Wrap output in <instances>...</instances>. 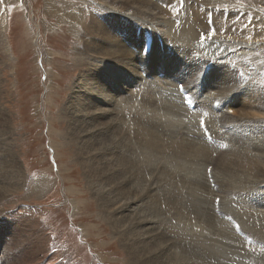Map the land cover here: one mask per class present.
<instances>
[{
  "label": "rangeland",
  "instance_id": "1",
  "mask_svg": "<svg viewBox=\"0 0 264 264\" xmlns=\"http://www.w3.org/2000/svg\"><path fill=\"white\" fill-rule=\"evenodd\" d=\"M145 1L146 4L144 3ZM174 1L177 2L175 3ZM143 4L147 10L156 9L158 14L151 17L136 12V7ZM79 5L83 9L82 12L86 17L85 21H89L88 19L93 11H98L99 22L90 23V26L92 24L90 28L95 33L90 28L89 31L84 29L86 30L85 33L83 29L77 31L76 26L78 25L66 18L67 13L72 11L73 8L78 9ZM83 6H88V8ZM125 6L120 7V4L117 5L111 0H0V16L2 15L4 18L3 30H0V148H3L0 155L4 157L7 155L3 154H12L16 161L14 164L18 169L20 168L18 170L19 174L22 172L18 184L19 187L12 186L9 174L6 172L8 168L12 167L11 164H8L11 161L6 162L7 167L0 162V165L2 163L3 166H0V264H170L167 254L170 250L173 252L175 248L173 246L169 247L170 242L169 239L167 241L166 235H160L168 224L171 225L170 221L168 222L164 219V211L171 207L169 211L173 212L172 217L178 219L177 221L175 219L174 224L181 221L183 226H185V220L191 221L188 218L184 219L181 214L178 217L176 209L188 206L189 210L193 212V208L189 204L195 202L194 190L187 188V182H183L182 185L176 184L174 179H172L170 185H165L167 184V174L160 175L157 171L161 169L160 167L164 160L170 161V159L165 157H169V155L160 149H155L156 151L150 150L144 145L153 135L158 134V127L154 123H152V130H145L138 122V119H141V113L148 110L143 108L140 111H136L135 118L129 120L130 127L128 123H123L122 126L119 123L121 121L119 114L123 110L124 112L128 110L127 105H130L129 102L123 99V96L120 97L116 91L108 90V97L112 98L108 99L107 102L103 101L102 104L93 100L97 90L103 91L106 89L102 82L116 78V74L113 73L115 69L110 68V65H107L109 62L103 60L107 58L104 53H101L104 50L102 47H104L105 42L112 50L116 49L119 51V48L124 49L125 53L123 54L126 57L134 54L140 55L137 56L138 61L137 59L129 60L134 64L140 61L142 67L140 70H142L143 74H139L140 78L137 79L136 85L132 81L118 83L122 86L120 94L124 93L134 98L135 96H142V93L146 96L148 91V93L152 92L150 96H153L155 103L159 102L160 104L165 101H167L166 103L171 101L177 105V107L173 106L174 112L172 114L178 115V118L174 117L172 119L164 110H161L158 116L166 127H169L167 125H170L169 121L171 119L173 121L171 122L172 125L179 124L180 126L181 124V126L185 127L184 132L185 129H190L195 123L198 110L199 114L208 117V114H205L208 109L210 113H213V115L212 113L209 114V119L212 121V123L210 121L209 123L210 125L212 124L211 128L218 132L217 135L221 134V129L224 134L230 133L229 135H232V141L228 147L226 142L229 137H224V134L223 138L220 137L222 142L218 143L220 142L218 140L215 144L217 148L201 146L202 151L200 153L204 155L203 158H213L209 159L210 164L207 165L208 167L206 166L205 169L202 167L204 169V178L201 180V183L205 186L204 189L206 186L208 188L205 189L206 193L210 192L207 193L208 202L206 198H202L200 203L202 206H208L210 221L205 216L204 220L207 221L205 225L197 221H191L192 224L202 225V229L198 226L199 232L202 233L204 230L206 234V228H210L216 236L224 228L225 232L227 230L228 232L231 231L232 234L230 236L235 238L236 232L227 225L225 220L221 221L222 226L217 224L220 216L216 212L221 204V196L225 199L224 204H221L223 208L230 209L229 211L232 210L231 212L234 213L230 215H237L234 211L237 210V204L235 203L237 199L245 207L242 208L240 206L246 212L243 214V219H247L253 213V219L255 216L259 218L263 215L264 150L256 152L253 149V144L255 143L254 141L262 143V140H264V108H259L258 101H256V96L262 95V91H264V38L259 37L257 32L259 29L257 26H260L262 22L261 27H264V0H182V3L181 0H127ZM203 9L204 11H207V9L211 10L215 14L212 17L208 16L204 20L194 18V20H197H193L197 25L194 28L199 37L190 46V50L195 51V55L193 54L189 57L183 54V48L178 46L179 43L171 44L175 39L173 38L176 31L174 27L181 31L183 22L188 27V22L186 20L182 21L185 11L191 15L195 13L197 16L204 18ZM109 11H114V13L118 14L119 19L133 23L132 30L130 26L126 28L130 29L129 33L133 38L135 37L134 34L139 36L138 38L141 39L140 42L144 43L145 49L140 44L138 52L136 49L130 48L132 45L128 42L131 37L127 30L121 28L120 22L112 24L111 22H106L103 18L108 16L110 21L115 22L109 17V14H111ZM229 22L233 25L231 26ZM101 23L104 24L102 25ZM172 24L174 29H171ZM205 25H207V28L204 27ZM249 25L258 29L256 28L257 30L249 32L247 29ZM97 27L105 33L104 36L103 34L100 35L102 36L101 38L96 35V32H99L96 29ZM200 28L203 31L202 33L198 32ZM102 29H105V31ZM213 30H215V35H212ZM112 32L115 37L121 39L120 47L117 46L115 38L112 37ZM105 39L108 40L106 41ZM112 40H114V46L111 43ZM168 42H170L169 45ZM148 44L150 49L159 51L158 54H152L151 50H147ZM118 56L121 60L124 59V56ZM222 61L229 63L224 66L227 71L218 69L219 62ZM153 65L154 73L153 71L150 72V67H153ZM117 66L111 67L116 68ZM147 69L149 73H152L151 75L146 72ZM140 70L139 73H141ZM224 72L226 75H231L227 78V85ZM95 76L97 82L94 79ZM126 83L131 86H127ZM224 85H233L234 87L227 89V87L224 88ZM99 87L103 88L98 89ZM210 91L212 92L211 97H209ZM138 92L142 93L139 95ZM214 94H217L216 96L219 98L215 99L213 97ZM72 96L78 97L83 107H85L84 104L87 102L89 110L100 114L107 121L110 120L111 125L114 120V124L118 123V126L120 124V129L116 131L117 133L107 129L101 120L98 121V125H95L94 122L97 120L93 121L91 115L86 114L84 119L87 124L84 133L88 132V138L83 135L81 138L78 137V140H76L77 136L67 139L66 135L69 134V117L67 116L74 115L72 121L76 120L78 123L82 119L80 111L73 108L69 110ZM218 101L221 107L216 106L213 110L205 109L203 106L204 103H210L214 106V103L217 104ZM134 103L135 106L139 107L137 102ZM183 104L189 107L191 111L197 109L192 115L189 113L185 114L180 106ZM260 104L263 105L264 100H260ZM114 105L115 110L113 108ZM124 105H126V109L123 107ZM223 105L225 107L222 109ZM82 106L78 105L79 108H82ZM117 107L120 112L117 111ZM131 108L132 105H130L129 109ZM220 109L221 112L219 111ZM111 110L112 112L107 117L105 115L106 111ZM153 112L150 113L148 111L145 113H148V115L156 113L155 115H157L156 109H153ZM168 112L171 113L172 110L169 109ZM222 112H226L223 115V119L219 117L223 114ZM136 116L138 117L136 118ZM177 119L180 123L176 124ZM188 121H190L191 125ZM219 121L222 124H218ZM184 122L191 127L187 128L186 125H182ZM261 128L262 131L258 132L257 129ZM94 129H99V132H105L108 137L111 135L110 138L115 137V141H119L122 138L118 133L123 135V139L125 138L124 145L118 144L117 151L121 150V153L128 158L131 165L126 166L121 157H116L114 153H111V155L115 156L114 159L122 165L121 167L124 166L123 168L128 169L131 173H137L139 174L138 176L141 175L142 180H136L134 185L136 188L138 187L137 189L142 197L147 192L144 191L145 189L142 191V188L150 186L149 188L152 189V195L146 193V199L142 201V204L137 199V201H133L127 207L125 205L126 198L117 193L118 185L115 184L117 187L113 186L117 194L114 191H110L112 185L106 182L107 173L101 171L99 173L100 176H95L97 177L95 178L92 169L90 168L91 170H89L88 168L91 161L89 159L86 160L85 158L87 157L85 155L80 157L79 154L77 157V148H86L87 144H92L89 138L92 137ZM242 131H244L243 134L240 133ZM109 133L111 134L109 135ZM100 135L102 136L103 134L101 133ZM180 136L179 134L177 137L178 141L183 139ZM214 137L217 138L216 135ZM211 139L212 136L208 138V142H212L213 140ZM97 142H106L104 145H109L108 142L110 141L100 139ZM6 144L8 145L6 146ZM234 145L238 146V149ZM240 148L242 150L248 149L250 152L247 156L240 157L235 155L240 154ZM2 156H0V160L3 158ZM99 158L111 160V156L108 155L103 157L99 155ZM228 158H232L233 160L231 161L234 162L229 165L233 180H238V183L242 181L250 182L248 178L251 177L261 180L255 181L253 185H247L246 187L251 190L246 189V191L243 188L235 189L234 191L226 190L227 187H224L225 189L221 188L216 181L214 182L215 185H213L212 178L213 180L217 178L214 169H218L220 166L223 167L222 164L230 161ZM151 159L153 164H151ZM118 162L114 164L117 174L121 172L120 167L116 166L119 165ZM176 162L177 160L173 159V163ZM100 163L102 170H106L105 161L102 160ZM190 171H193V169L191 168ZM182 173L184 175V172ZM193 174L198 179L201 176L198 171ZM241 174L243 176L240 177L239 175ZM105 175L106 177H104ZM155 175L159 176L152 184L150 178ZM218 176L221 179L219 173ZM246 176L249 177L247 178ZM45 179L48 180L46 181ZM162 180L166 182L164 183ZM127 181L129 182V180ZM36 183L39 184L38 187H36ZM193 186L199 189L196 190V193L202 187L200 184ZM189 187L193 188L192 186ZM156 191L157 193H154ZM260 191H263V195L259 194ZM225 193L227 194L225 195ZM232 194L235 195L233 197L234 202L230 204L232 202V199H230ZM247 195H250L251 199H248ZM141 196L138 198H141ZM252 197L257 198V200L253 201ZM147 200L156 205L157 216L160 219H153L140 225L136 223L138 214L142 213L141 215L143 216L144 213L143 217L145 220L146 216L151 215L149 207L145 204ZM180 201L184 206H181ZM175 202L178 204H175ZM255 203L258 204L256 205ZM251 204L261 209V211L258 208H254L256 211L249 213L252 207ZM212 205L214 207L212 208L213 211L211 210ZM226 205H230V208H225ZM204 213L200 210V214H197V217L206 214ZM189 214L187 213V215ZM126 215L131 216V219L136 223V227L128 218H125ZM191 216H194V214ZM182 218L184 221H182ZM237 221L238 223L240 222L241 228L244 226L242 230L249 232L250 237L252 236L253 242L251 241L250 250L259 254V264H264V239L245 228L247 227L245 223ZM128 227H131L129 230L131 236L125 237L123 233L127 231ZM138 228L139 230H137ZM195 229L186 228V232L194 235ZM247 232L242 231L236 235L243 242L248 234ZM153 234L155 236L158 235L155 237ZM225 235L229 234H223V238ZM145 236L149 237L146 238ZM132 238H135V240ZM219 238L217 236L215 241L218 244L217 239ZM233 238H228L229 242ZM131 240H133V243ZM149 241L150 243L148 244L147 242ZM158 243L162 246V250H165V253L162 252L163 256L158 255L162 262H156L153 258V252H150ZM179 243L184 244L183 239ZM137 244L139 247H144V255L137 257L139 255L135 253ZM150 244L153 246H150ZM217 245L212 244L213 247H217ZM184 247L186 246L184 245ZM146 249L149 251L148 253ZM167 250L168 252H166ZM17 256H19V259L21 258L19 261ZM224 256H226L225 253ZM227 257L229 256L227 255ZM22 258L23 263L21 262ZM192 260L194 261V257ZM213 260L216 262L215 259ZM246 261L249 263V260ZM246 261L245 264H248Z\"/></svg>",
  "mask_w": 264,
  "mask_h": 264
},
{
  "label": "bare ground",
  "instance_id": "2",
  "mask_svg": "<svg viewBox=\"0 0 264 264\" xmlns=\"http://www.w3.org/2000/svg\"><path fill=\"white\" fill-rule=\"evenodd\" d=\"M111 1H113L114 3H117V5H119L120 4V7H124L125 6V4L127 3V0H111ZM130 1H132V0H130ZM173 1V0H172ZM188 1H190V0H188ZM171 2V1H170ZM175 2V1H174ZM177 2V1H176ZM175 2V3H176ZM145 4H146V1L144 2ZM165 3V2H164ZM168 3H169V1H168ZM80 6V5H79ZM84 8H88V6H83ZM126 7V6H125ZM136 9H137V11L136 12H138V13H141L142 15H145V16H151V17H153V16H156V14H158V12L156 11V9L155 10H147L145 7H144V4L141 6V5H139V6H137L136 7ZM97 10V9H96ZM145 10V11H144ZM158 10V9H157ZM178 10V9H177ZM186 10V9H185ZM83 11V9H82V7L80 6L78 9H74L73 8V10L72 11H70L69 13H67V15H66V18L67 19H69V21H73V22H75L76 23V25H78V26H76L77 28H76V30L77 31H80V29H87L88 31H89V28L92 26V22H94V21H98L99 19H98V11L97 12H95V11H93L91 14H90V18L88 19L89 21H85V16H84V13L82 12ZM203 11H204V9H203ZM111 14H109V17L113 20V21H115V22H112V21H110L109 19H108V16H104L103 18L105 19V21L106 22H111L112 24H117V23H119V25L121 26V28H123V29H125V30H127V32H128V34L130 35V37L131 38H129V42L128 43H130L131 45H132V47H130V48H133V49H136L137 50V52H138V47H139V44H140V46L142 45L143 46V49H145V47H144V43L143 42H140V38H138L139 36L137 35L136 36V34H134V33H132V34H134V38H133V36L129 33L130 32V29L129 28H126V27H129L130 26V28H131V30L133 29V23L132 22H130V21H125V20H122V19H119V15L118 14H116V13H114V11H109ZM99 13H101V12H99ZM163 13V12H162ZM108 14V13H107ZM213 14H215V13H213L211 10H208L207 9V11H204V15H203V17L204 18H201V17H199V16H197L195 13H194V15H191V14H189V13H187L186 11H185V13L183 14V17H184V19L182 20V21H184V20H186L187 22H188V27H186V25L184 24V22L182 23V26H181V31H179V29H177L176 27H174L175 29H176V31H175V34L173 35L174 37L173 38H175L174 39V41H172L171 42V44L173 43V45H174V43L175 44H178L179 43V45L178 46H181V48H183L182 50L184 51L183 52V54H185V55H188L189 57H190V55H193L194 54V52L195 51H192V50H190V46H192L193 44H194V42L198 39V37H199V34L197 33V31L195 30V26H197L196 24H195V20L197 19V20H199V19H205V18H208V16H211L212 17V15ZM104 15V14H103ZM164 17V16H163ZM248 17V16H247ZM194 18H196L195 20H194ZM3 16L1 15L0 16V30H3ZM101 20V19H100ZM194 20V21H193ZM196 20V21H197ZM99 22V21H98ZM203 23H205L204 21H202ZM238 22V21H237ZM248 22V21H247ZM90 23H92L91 24V26H90ZM200 23V22H199ZM207 23V22H206ZM210 23V22H209ZM230 23V22H229ZM229 23H228V25H229ZM263 23V22H262ZM262 23H261V25H262ZM102 24V23H101ZM104 24V23H103ZM102 24V25H103ZM234 24H238V23H234ZM95 25V24H94ZM124 27H123V26ZM209 25V24H208ZM228 25H227V27H228ZM230 25H231V23H230ZM233 25V24H232ZM231 25V26H232ZM241 25V24H240ZM261 25L259 26H257L256 28L258 29H256V28H252V26L251 25H249L248 26V30H249V32L251 31V30H257V32L259 33V37H261V38H264V27H261ZM264 25V24H263ZM98 26V25H97ZM207 25H205L204 27L205 28H207L206 27ZM230 26V27H231ZM94 27V26H93ZM96 27V26H95ZM101 27H103V26H101ZM242 27V26H241ZM243 27H244V24H243ZM100 28V27H99ZM173 28V24H172V26H171V29H174ZM240 28V27H239ZM90 29H92V28H90ZM99 32H96V35L98 36V37H102V36H100V35H102L103 34V36H104V32L103 31H101L100 29H98V27L96 28ZM137 29H138V27H137ZM228 29V28H227ZM246 29V28H245ZM93 30V29H92ZM91 30V31H92ZM102 30H104L105 31V29H102ZM124 30V31H125ZM205 30V29H204ZM223 30H224V28H223ZM85 31L86 30H84V33H85ZM108 31V30H107ZM207 31V30H206ZM93 32H94V30H93ZM92 32V33H93ZM198 32L200 33H202L203 31H202V29L200 28V29H198ZM252 32V31H251ZM95 33V32H94ZM109 33V32H108ZM205 33V32H204ZM107 34V33H106ZM110 34V33H109ZM91 36V35H90ZM110 36V35H109ZM87 37V36H86ZM106 37H107V35H106ZM112 37L113 38H115V40H116V43H117V46L118 47H120V43H121V39H119V38H117V37H115L114 35H113V32H112ZM93 38V37H92ZM98 40H99V38H97ZM109 39V38H108ZM108 39H105L106 41L108 40ZM228 39V38H227ZM88 40V39H87ZM93 40V39H92ZM96 40V39H95ZM111 40V39H110ZM112 44H113V46H114V40H112V42H111ZM169 43L170 42H168V45H169ZM89 45V44H88ZM100 45V44H99ZM92 47V46H91ZM102 48H104V50H103V52H101L102 54L104 53V56H107V58L106 59H103V60H105V61H107V62H109V64H107V65H110V68H112L113 70L115 69V72H113V73H115L116 74V78L113 80V79H110V80H108V81H106V82H102L105 86H106V89H104L103 91H100V90H97V92L95 93V95L93 96V100L95 101V102H99V103H102L103 104V101L104 102H107L108 101V99H111L110 97H108V90H111V91H116L119 95H120V97L121 96H123V99H125L127 102H129L130 103V105H132V108L131 109H129L130 108V105L128 106L127 105V107H128V110H126L125 112H124V110L122 111V113H120L119 114V116H120V124L123 126V123H128V126H129V120L130 119H134L135 118V115H136V111H140V110H142L143 108L144 109H147L150 113H154L153 112V109L155 110L156 109V111H157V115H148V113H145V112H148V111H145V112H142L141 114H142V116H141V119H138V122H139V124L145 129V130H150L151 129V127H152V123H154V125H156L157 127H158V134L157 135H151L150 137V139L149 140H145L146 142H145V146L147 147V148H149L150 150H155V149H160L161 151H163L165 154H167V155H169V157L168 156H165L167 159H170V161L168 160H164L163 161V163H162V166L160 167L161 169H159L157 172H159L160 173V175H162V174H164V173H166L167 174V184H165V185H170V183H171V181H172V179H174L175 180V182H176V184H181L182 185V183L183 182H187L186 184H187V188L188 189H193L194 190V194H193V196H194V200H195V202H192L191 204H189L190 205V207H192L193 208V212H192V210H189V207L188 206H186V207H179L178 208V210L176 209V208H174V209H176V211H178L177 213H178V217L179 216H181L182 215V217L185 219V218H188V220L190 219L191 221H197V222H200V223H203V225H205V223H207V221H205L204 220V216L210 221V217H209V212H208V206L206 205V207L205 206H202L200 203H201V201H202V198L204 199V198H206L207 199V193L209 192H207L206 193V191H205V189H208L207 188V186H206V188L204 189V184L203 183H201V180L204 178V175H203V173H204V169H205V167L208 165V164H210V161H209V159L210 158H213V157H207L206 159H204L203 157H204V155L202 154V153H200V151H202L201 150V146L203 145H205V147L207 146V147H211V148H217V147H215V144L218 142V140L220 141V142H218V143H221L222 142V139L221 138H223V134H224V132H221L222 131V129H221V131H220V133L221 134H218L217 135V133L218 132H216L214 129H212L211 128V125H210V123H209V121L211 120V119H209V114H211L210 113V110H208L207 108H209V109H214L216 106H220L221 107V105H220V102L218 101V103L216 104V103H214V106L212 105V104H210V103H204V107H205V109H207V111H206V113L205 114H208V117H206L205 115H203V114H199V110H198V114L196 115V119H195V123L193 124V126L191 127V126H188L187 125V123H185L184 122V124H182V125H186L187 126V128L188 127H191L190 129H185V132H184V128L185 127H183V126H181V124H180V126H179V124L178 125H172V123L171 122H173L172 121V119H174V117L175 118H178V115L177 116H175L174 114H172L174 111H173V106H176L177 107V105H175V104H173L171 101H168V103H166L167 101H165L164 103H160L159 104V102L158 103H155V99H153V96H150L151 95V93H148V91L146 92V96L145 95H143V93H142V96H140V97H137V96H135L134 98H132V96L131 95H125L124 93H122V94H120L121 93V91H122V86H120V84H118V83H124V82H130V81H132V83L133 84H137V79L138 78H140V75H142L143 73H142V70H140V68L142 69V67H141V62L139 61V62H137V64H134V63H132V62H130V60L129 59H137L138 57L137 56H140V55H129L128 57H126L123 53H125V50L124 49H121V48H119V51L118 50H116V49H114V50H112L111 48H109L107 45H106V42L104 43V47H102ZM140 48H142V47H140ZM94 49V48H93ZM187 49H188V51H187ZM147 50H151V52H153L152 54H158V52L159 51H156L155 49H150L149 48V44H148V46H147ZM130 52V51H129ZM99 53V52H98ZM93 54V53H92ZM101 54V55H102ZM99 55H100V53H99ZM118 55H122V56H124V59H120L119 58V56ZM195 55V54H194ZM93 57H94V54L92 55ZM95 57H97V56H95ZM102 57V56H101ZM103 58V57H102ZM196 58V57H195ZM98 59V58H97ZM102 60V59H101ZM134 60V61H135ZM192 60V59H191ZM137 61H138V59H137ZM182 61H183V59H182ZM88 62V61H87ZM191 62V61H190ZM86 63V62H85ZM111 63V64H110ZM113 63V64H112ZM217 63H218V61H217ZM220 63V65H218V69H224V71H227V69L226 68H224V66H225V64H229L228 62H224V61H222V62H219ZM184 64V63H183ZM116 65H118L116 68L115 67H111V66H116ZM153 68V69H152ZM180 68V67H179ZM178 68V69H179ZM150 69H151V71L150 72H152L153 70H154V65H153V67L151 66L150 67ZM139 70H140V72L141 73H139ZM136 71H137V73H136ZM107 72V71H106ZM146 72H148V69L146 70ZM112 73V72H111ZM149 73V72H148ZM153 73H154V71H153ZM227 73V72H226ZM140 74V75H139ZM152 73H149V75H151ZM224 74H225V72H224ZM203 75V74H202ZM231 75H226L225 74V82H226V85H227V82H228V80H227V78L228 77H230ZM131 78H133V79H131ZM94 79L96 80V76L94 77ZM94 81V80H93ZM234 81V80H233ZM96 82H97V80H96ZM127 84V86H131L130 84H128V83H126ZM226 85H224V88H226L227 87V89H230L231 87L233 88L234 86L233 85H235V84H233V85H230V86H226ZM237 85V84H236ZM91 86V85H90ZM89 86V87H90ZM126 86V87H127ZM103 87H99L98 89H102ZM208 89H210V88H208ZM208 89H206V91H208ZM226 90V89H225ZM139 91H141V90H139ZM132 93V92H131ZM136 93V92H135ZM141 93H139L138 92V94L140 95ZM225 93V92H224ZM211 94H212V92L210 91V96L209 97H211ZM177 95V94H176ZM217 95V94H216ZM215 94L213 95V97L215 98V99H218L219 97H217ZM82 96V95H81ZM145 96V97H144ZM95 97H97L96 98V100H95ZM82 99V98H81ZM157 99V98H156ZM256 101H258L257 102V104H258V107L259 108H264V104L262 105V104H260V100H264V91H262V95H258V96H256ZM255 100V99H254ZM70 101H71V108H69V110H72V108L73 109H75V110H77V111H80V113H81V115H82V119L80 120V122L78 123L76 120H74V121H72L73 119V116L74 115H68L67 117H69V123H68V125H69V134L68 135H70V136H68V135H66V137H68L67 139H70V138H73V137H76L77 136V139L76 140H78L79 138L78 137H82L83 135L84 136H86L87 138H88V132L87 133H84V129H85V127H86V124H87V122H85V119H84V117L86 116V114H90L91 115V119L94 121V120H97V121H95L94 122V124L95 125H98L99 123H98V121L99 120H101L105 125H106V127H107V129H109V130H111L112 132H115V133H117L116 131L118 130V129H120L119 128V126H120V124H119V126H118V123L117 124H114V121H112L113 123H112V125H111V121L109 120V121H107L106 119H104L100 114H97V113H93V111H91V110H89L88 109V103L86 102L84 105H85V107H83L82 106V103L81 102H79V100H78V97H74V96H72V98L70 99ZM134 102H137V105H139V107L138 106H135V103ZM157 102V101H156ZM124 103H126V102H124ZM263 103V102H262ZM256 104V103H255ZM78 105H81L82 106V108H79L78 107ZM118 106V105H117ZM126 105H124L123 107L126 109V107H125ZM181 106V110H183V113H185V114H193L194 113V111H196V109L194 110V111H191L190 110V108L189 107H186L184 104L183 105H180ZM122 107V106H121ZM175 107V108H176ZM179 107V106H178ZM223 107H225L224 105L222 106V109H223ZM114 110H115V105H114ZM112 108V109H113ZM139 108H141V109H139ZM117 109H118V107H117ZM169 109L170 110H172V112L170 113V112H168L169 111ZM200 109V108H199ZM203 109V108H202ZM68 109H67V111H69ZM120 109H118L117 111L118 112H120L119 111ZM161 110H164V111H166L167 113H168V115L172 118L169 122H170V125H167V126H169V127H166L163 123H162V121L160 120V117L158 116L159 114L158 113H160V111ZM178 110V109H177ZM211 110V111H212ZM220 112H221V109L219 110ZM223 111V110H222ZM110 112H112V110L111 111H106V113H105V115H107V117H108V114L110 113ZM176 112V111H175ZM215 113V112H214ZM223 113V112H222ZM221 113V114H222ZM226 112H224L221 116H219L218 114V116L219 117H221V119H223V115L225 114ZM139 114V113H138ZM145 114V115H144ZM180 114V113H179ZM229 114V113H228ZM140 115V114H139ZM138 115V116H139ZM181 115V114H180ZM212 115H213V113H212ZM230 115V114H229ZM114 116V115H113ZM138 116H136V118L138 117ZM158 116V117H157ZM168 116V117H169ZM186 116V115H185ZM190 116V115H189ZM216 116V115H215ZM215 116H213V117H215ZM180 117H182V116H180ZM202 117H204V118H202ZM232 117H234V116H232ZM115 118V117H114ZM118 119H119V117H117ZM186 118H187V116H186ZM198 118V119H197ZM202 118V119H201ZM235 118V117H234ZM166 119V118H165ZM168 119V118H167ZM183 119V118H182ZM190 119V118H189ZM225 119V118H224ZM229 119V118H228ZM186 120V119H185ZM230 120H233V119H230ZM92 121V122H93ZM117 121V120H116ZM161 121V122H160ZM213 121H214V119H213ZM224 121V120H223ZM137 122V121H136ZM189 122V124L191 125V123H190V121H188ZM211 123H212V121H210ZM215 122H216V120H215ZM98 123V124H97ZM176 124L177 123H180L179 121H178V119H177V121L175 122ZM175 123H173V124H175ZM219 123H221L220 121L218 122V124ZM224 123V122H223ZM132 124V123H131ZM222 124V123H221ZM92 125V124H91ZM263 125H264V123H263ZM130 127V126H129ZM231 127H232V125H231ZM70 128H71V130H72V134H71V130H70ZM94 128V127H93ZM124 128V127H123ZM213 128H214V126H213ZM220 128V127H219ZM154 129V128H153ZM99 130V129H98ZM98 130H95L94 129V133L92 134V137H90L89 139L92 141V144H87V147L86 148H77V153H76V155H77V157L79 156V154H80V157H82L83 155H85L87 158H85L86 160L87 159H89L90 161H91V163H90V167H88L89 168V170H91L92 169V173H93V175H94V177L95 176H98L99 175V173L102 171L103 173H107V179H106V182L108 183V184H110V185H112V187H110V191H114V193L116 192V190H115V188L113 187L115 184L116 185H118L119 187L117 188V193H118V195H121V196H124L126 199H125V205L127 206V207H129V204H131L133 201H137V199H139L138 200V202H141V204H142V201H144L145 199H146V197H145V194L146 193H148V195H152L151 194V192L153 193V191H152V189L151 188H149V187H145V188H142V191L144 190V191H147L145 194H144V197H142L140 194V191L135 187V185H134V183H135V181L136 180H138V179H141V175L140 176H138L139 174H137V173H131L128 169H126V168H123V167H121L122 165H120V163L117 161V160H115L114 159V157L115 156H113V155H111V153H114L115 155H116V157H121V159H122V161L126 164V166L127 165H131V163H130V161L128 160V158H126V156L125 155H123V153H121V150L120 151H117L118 149H117V147H118V144H123L124 145V139H123V135L122 134H119L118 133V135H121L122 136V138L119 140V141H115V137H111L110 138V134L111 133H109V137H108V135H105V132L103 133V132H99ZM152 130V129H151ZM233 130H234V127H233ZM258 130V132H260V131H262V128L261 129H257ZM137 132V131H136ZM155 132V131H154ZM214 132H216V133H214ZM227 132V131H226ZM263 132H264V130H263ZM103 134L102 136L100 135V134ZM108 133V132H107ZM183 133V134H182ZM240 133H244V131H242V132H240ZM181 135L182 137H183V139L182 140H177V137H178V135ZM230 133H228L227 135L226 134H224V137H226V136H228L229 137V140L226 142V145H227V147L229 146V144H230V142L232 141V135H229ZM114 135H116V134H114ZM214 135H216V137L218 138H215L214 137ZM251 135H254V134H251ZM125 136V135H124ZM143 136V135H142ZM146 136V135H145ZM180 136V137H181ZM210 136H212V139L211 140H213L212 142H208L209 140H208V138L210 137ZM95 137V138H94ZM221 137V138H220ZM249 137V136H248ZM264 137V136H263ZM3 138V137H2ZM147 138H148V135H147ZM146 138V139H147ZM245 138V137H244ZM95 139H97V140H95ZM100 139H104V140H106V141H110V142H108L109 143V145H104L106 142H101V143H99V142H97L98 140H100ZM176 139V140H175ZM178 139H180V138H178ZM262 139V138H261ZM264 139V138H263ZM210 140V141H211ZM263 142H264V140H262ZM255 143H256V145H255V143L253 144L254 145V147H253V149H255L256 150V152L258 151V150H264V143L262 142V143H260V142H257V141H254ZM4 143V142H3ZM127 144V143H126ZM201 144V145H200ZM252 144V143H251ZM8 144H6V146H7ZM233 145V144H232ZM4 147H5V145H3ZM10 146V145H9ZM122 146V145H121ZM120 146V147H121ZM139 146V145H138ZM235 146V145H234ZM243 146V145H242ZM1 147V146H0ZM240 147V146H239ZM125 148V147H124ZM202 148H204V147H202ZM235 148H237L238 149V146H235ZM251 148V147H250ZM3 149V148H2ZM1 148H0V152H1V150H2ZM210 149V148H209ZM241 149V148H240ZM7 150V149H6ZM149 150V151H150ZM254 150V151H255ZM9 151H10V149H9ZM8 151V152H9ZM156 151V150H155ZM210 151V150H209ZM216 151V150H215ZM5 152V151H4ZM123 152V151H122ZM125 152V151H124ZM250 151L247 149V150H242L241 149V152H240V154L238 155V154H235V155H237V156H247V154L249 153ZM9 153H11V152H9ZM151 153V152H150ZM215 153V152H214ZM217 153V152H216ZM255 153V152H254ZM2 154V153H1ZM161 154V153H160ZM244 154V155H243ZM257 154V153H256ZM255 154V155H256ZM3 155H7V156H2V155H0V156H2L3 158H1V160H0V162H2V163H4V166H8L7 164H6V162H9V161H11V162H9L8 164H11V166L12 167H10V168H8V171L6 170V172H7V174H9V179L11 180V185L12 186H18L19 187V180H20V177H21V173L19 174V169L17 168V166L14 164V162H16L15 160H14V157H12L13 155L11 154V155H9L8 153L7 154H3ZM99 155H100V157L102 156H106V155H108V156H111V160H108V158H106V160L104 159V158H99ZM144 155V154H143ZM162 155V154H161ZM160 155V156H161ZM159 156V157H160ZM163 156V155H162ZM170 156H174V157H170ZM210 156H211V154H210ZM236 156V157H237ZM262 156V155H261ZM135 158H137V157H135ZM232 158H234V157H232ZM232 158H228L230 161H227V163H224V164H222L223 165V167H219L218 169H214V172H215V174H216V177L217 178H215V180H213V178H212V183H213V185H215L214 184V182L216 181V183L218 184V186H220L221 188H223V189H225L224 187H227L226 188V190H230V191H234L235 189H239V188H243V189H245V191H246V189L247 190H251L250 188H248V187H246L247 185H253V183L256 181V182H258V181H260V180H257V179H253L252 177H251V175H250V177L252 178H248L249 176H246L247 178H248V180L250 179V182H246V181H242V182H240V183H238V180H233V178L231 177V172H230V170L231 169H229V165L232 163H234V162H232L231 160H233ZM246 158V157H245ZM257 158V157H256ZM110 159V158H109ZM158 159V158H157ZM173 159H176L177 160V162L176 163H173ZM102 160H104L105 161V167H106V170L104 169V170H102V167H100V165L99 164H101L100 162L102 161ZM143 160V159H142ZM190 160H191V163H190ZM252 160V159H251ZM121 161V162H122ZM209 161V162H208ZM212 161V160H211ZM116 162H118V164L119 165H116V166H118V167H120V169H121V172L119 173V174H117L116 172H115V163ZM246 162V161H245ZM248 162V161H247ZM256 162H258V161H256ZM2 163H1V167H3L2 166ZM141 163V162H140ZM143 163V162H142ZM161 163V162H160ZM237 163V162H236ZM151 164H153V160L151 159ZM138 165H139V163H138ZM143 165V164H142ZM145 165V164H144ZM158 165H160V164H158ZM190 165H191V167H190ZM235 165V164H234ZM260 165V164H259ZM263 165V164H262ZM125 166V167H126ZM244 166V165H243ZM129 167V166H128ZM152 167V166H151ZM204 169H203V168ZM208 167V166H207ZM259 167H261V166H259ZM258 167V168H259ZM91 168V169H90ZM143 168V167H142ZM149 168V167H148ZM191 168L193 169V171H190L191 170ZM243 168V167H242ZM252 168H253V166H252ZM255 168V167H254ZM151 169V168H150ZM149 169V170H150ZM190 169V170H189ZM187 170H189V171H187ZM21 171V170H20ZM195 171H198V172H200L201 173V176H200V178L198 179L193 173H195ZM239 171V170H238ZM255 171V170H254ZM149 172V171H148ZM182 172H184V175H183V173ZM213 172V173H214ZM253 172V171H252ZM140 173V172H139ZM144 173V172H143ZM190 173V174H189ZM192 173V174H191ZM218 173H219V175H220V177H221V179L219 178V176H218ZM250 174H252L251 172H249ZM147 175V174H146ZM256 175V174H255ZM258 175V174H257ZM7 176V175H6ZM90 176V175H89ZM92 176V175H91ZM100 176V175H99ZM101 176H102V174H101ZM159 176V175H158ZM158 176L157 175H155V176H153V177H151L150 179H151V183L153 184L155 181H156V179L158 178ZM240 177L241 176H243L242 174L241 175H239ZM253 176V175H252ZM93 177V176H92ZM104 177H106V175L104 176ZM179 177H180V179H179ZM255 177V176H254ZM257 177V176H256ZM1 178V177H0ZM95 178H97V177H95ZM100 178V177H99ZM102 178V177H101ZM220 180H219V179ZM259 178H261V177H259ZM258 178V179H259ZM7 179V178H6ZM125 179H127V180H129V182L126 180L125 181ZM159 179H161L160 177H159ZM242 179V178H241ZM244 179V178H243ZM46 180V179H45ZM44 180V181H45ZM48 180V179H47ZM46 180V181H47ZM98 180H100V179H98ZM97 180V181H98ZM105 180V179H104ZM142 180V179H141ZM166 180V179H165ZM245 180V179H244ZM263 180V179H262ZM7 181V180H6ZM40 181V180H39ZM92 181V180H91ZM93 181H94V178H93ZM159 181V180H158ZM162 181H164V180H162ZM121 182V183H120ZM166 181H164V183H165ZM193 183V185H198V184H200L202 187H201V192L199 191V192H197L196 193V190H199L198 188H196V187H194L193 185H192V183ZM5 183V182H4ZM139 183V182H138ZM261 183V182H260ZM6 184H8V183H6ZM9 184H10V182H9ZM34 184V183H33ZM32 184V185H33ZM48 184V183H47ZM120 184V185H119ZM150 184V183H149ZM243 184H245V185H243ZM10 185V186H11ZM38 185L39 184H37L36 183V187H38ZM115 185V186H116ZM140 185V184H139ZM148 185V184H147ZM207 185V184H206ZM3 186V185H2ZM21 186V185H20ZM128 186V188L126 189V187ZM143 186H144V184H143ZM189 186H192L193 188H190ZM117 187V186H116ZM149 188V189H148ZM178 188V187H177ZM183 189V188H182ZM42 190H43V188H42ZM154 190V189H153ZM160 190V189H159ZM158 190V191H159ZM186 190V189H185ZM229 191V192H230ZM161 192V191H160ZM213 192V191H212ZM228 192V193H229ZM117 193H115V194H117ZM154 193H157V191L156 192H154ZM182 193H183V191H182ZM210 193V192H209ZM251 193V192H250ZM143 194V193H142ZM217 194V193H216ZM227 193H225V195H226ZM242 194V193H241ZM249 194V193H248ZM259 194H262L263 195V191H260V193ZM167 195H169V194H167ZM177 195H178V193H177ZM218 195V194H217ZM216 195V196H217ZM231 195V194H230ZM243 195V194H242ZM261 195V196H262ZM139 196H141V198H138ZM171 196V195H170ZM170 196H169V198H170ZM221 196V195H220ZM235 195H233L232 194V196L230 197V199H232L231 201V203L230 204H233V197H234ZM246 196V195H245ZM217 197H219V196H217ZM222 198H223V196H221ZM247 197H248V199H251V196L250 195H247ZM168 198V199H169ZM176 198H177V196H176ZM222 198H220V200H221V204H224V198L222 199ZM264 198V197H263ZM167 199V198H166ZM171 199V198H170ZM179 199V198H178ZM211 199V198H210ZM214 199V198H213ZM165 200V199H164ZM188 200V199H187ZM186 200V201H187ZM191 200V199H190ZM218 200V199H217ZM235 200V199H234ZM252 200L253 201H256L257 200V198H255V197H252ZM161 201V200H160ZM168 201H170V200H168ZM175 201V200H174ZM184 201V200H183ZM150 201H148L147 200V202L145 203L146 205H147V207H149V211L151 212V215H148V216H146L147 218H146V220H145V218L143 217L144 216V213H143V216L141 215V214H138V216H137V218H136V223H138V224H140V225H143V222H145V223H148V222H150V221H152L153 219H157V218H159L157 215V211H156V205L155 204H153L152 202H150ZM157 202H158V200H157ZM162 202V201H161ZM166 202H167V200H166ZM173 202V201H172ZM177 202H178V200H177ZM181 202V201H180ZM189 202V201H188ZM206 202V201H205ZM207 202H208V199H207ZM206 202V203H207ZM212 202H214V201H212ZM170 203V202H169ZM184 203V202H183ZM203 203V202H202ZM225 203H226V201H225ZM235 203L237 204V210H234L236 213H237V215H230V214H234V213H232L231 211H229V210H227V209H224L223 208V206L220 204V207L217 209L218 211L216 212L220 217H218V221H217V224H218V226H222V223H221V221L222 220H225V222L227 223V225L231 228V229H233L235 232H236V234L237 233H239V232H242V231H244V232H247V231H245V230H242V228L244 227H240V222L238 223V221L237 220H239V221H241L243 224L245 223V225L247 226V227H245V228H248V230L249 231H253L254 233H256L258 236H260L261 238H263L264 239V212L262 213L263 215H262V217H259V218H256L257 216H255L254 217V219H253V214H250L249 215V217L247 218V219H243V214H245L246 212L242 209V208H245L244 206H242L240 203H239V199H237V200H235ZM144 204V205H145ZM175 204H178V203H176L175 202ZM180 204V203H179ZM256 205L258 204V203H255ZM143 205V206H144ZM158 205V204H157ZM161 205V204H160ZM165 205H166V203H165ZM170 205H171V203H170ZM188 205V204H187ZM218 205V204H217ZM252 205V204H251ZM162 206V205H161ZM172 206V205H171ZM181 206H184V204L182 205V202H181ZM230 206V205H229ZM228 205H226V207L225 208H230ZM240 206H242V208L240 207ZM163 207V206H162ZM167 207V206H166ZM173 207V206H172ZM176 207V206H175ZM144 208H145V206H144ZM170 208L171 207H169V209H167V210H165L164 211V219H166V221H170L171 222V225H169L168 224V226L167 227H165L162 231H161V233H160V235L161 236H164V235H166V237H167V241H168V239H169V242H170V244H169V247L170 246H173L174 248H175V250L172 252L171 250L169 251V253L167 254V257H168V259H169V261H170V264H245V261L246 260H249V263L248 264H259L260 263V260H259V254H256L255 252H252L251 250H250V247H251V241L253 242V240H252V236L250 237V233L249 232H247L248 234H247V236H245V238H244V240H243V242L239 239V237L235 234L234 235V237L235 238H233V236H230L231 234H232V232L231 231H229L228 232V230L225 232L224 231V228H223V230L222 231H220L218 234H216V236L214 235V233L211 231V229L210 228H206V234H205V232H204V230H203V232L202 233H200L199 231L200 230H198L199 229V227H201L202 225H199V224H192V222L190 221H187V220H185V226H183V222H181L180 221V223H176V224H174V221H175V217H172V213L173 212H170L169 210H170ZM199 208V209H198ZM200 208H202V209H200ZM212 208H214L213 207V205L211 206V210H212ZM254 208H258V207H256L255 205H252V207L250 208V210H249V213L250 212H252V211H254L255 209ZM146 209V208H145ZM159 209V208H158ZM185 209V210H184ZM259 209V208H258ZM200 210L202 211V212H205L204 214L205 215H203L202 214V216L201 217H197V214H200ZM260 211H261V209H259ZM173 211V210H172ZM187 211V212H186ZM213 211V210H212ZM256 211V210H255ZM254 211V212H255ZM175 212V211H174ZM208 212V213H207ZM187 213H190L189 215H187ZM214 213H215V211H214ZM179 214H181V215H179ZM192 214H194V216H191ZM145 215H147V214H145ZM160 216V215H159ZM161 216H163V215H161ZM225 216V217H224ZM247 216V215H246ZM261 216V215H260ZM177 217V216H176ZM116 218V217H115ZM125 218H128L129 219V221H131V223H134L135 224V227H136V223L133 221V219H131V216H129V215H126L125 216ZM183 218H182V221H184L183 220ZM160 219V218H159ZM206 219V220H207ZM178 219H176V221H177ZM214 220V219H213ZM154 222V221H153ZM152 222V223H153ZM130 223V224H131ZM144 223V224H145ZM155 223V222H154ZM158 223V222H157ZM164 223V222H163ZM166 223V222H165ZM209 223H212V222H209ZM208 223V224H209ZM215 223V222H214ZM190 224H191V227H190ZM126 225V224H125ZM128 225V224H127ZM164 225V224H163ZM214 225H216V224H214ZM32 226V225H31ZM34 226V225H33ZM130 226V225H129ZM199 226V227H198ZM134 227V226H133ZM163 227V226H162ZM188 229H195V233H194V235L193 234H188L187 232H186V228ZM209 227V226H208ZM212 227V226H211ZM130 228L131 227H128V229H127V231H123L124 233H123V235L126 237V236H131L130 235ZM144 228V227H143ZM204 228V227H203ZM213 228V227H212ZM219 228V227H218ZM217 228V229H218ZM154 229V228H153ZM158 229V228H157ZM156 229V230H157ZM201 229H202V227H201ZM216 229V228H215ZM136 230V229H135ZM137 230H139V228L137 229ZM143 230V229H142ZM202 231V230H201ZM190 232V231H189ZM218 232V231H217ZM156 233H157V231H156ZM216 233V232H215ZM229 234V235H225V237L223 238V234ZM32 234V233H31ZM121 234V233H120ZM122 235V234H121ZM145 235V234H144ZM154 236H155V234H153ZM158 235V234H157ZM156 235V236H157ZM155 236V237H156ZM189 236H190V238H189ZM215 236V238L213 239V237ZM217 236H219L220 238L219 239H217L218 240V242H219V244L217 243V242H215L216 241V238H217ZM146 237V236H145ZM147 237H149V236H147ZM146 237V238H147ZM159 237V236H158ZM136 238V237H135ZM135 238H132V239H134L135 240ZM230 238H233L232 240H231V242H229V239ZM260 238V239H261ZM127 239H128V237H127ZM137 239V238H136ZM164 239V238H163ZM183 239V242H184V244H181V243H179V241L180 240H182ZM17 240V239H16ZM129 240H130V238H129ZM139 240V239H138ZM235 240V241H234ZM127 241V240H126ZM132 241V243H133V240H131ZM14 242V241H13ZM130 242V241H129ZM128 242V243H129ZM30 243V242H29ZM148 244L150 243V241L149 242H147ZM157 243V242H156ZM238 243V244H237ZM141 244V243H140ZM212 244L213 245H217V247H213L212 246ZM131 245V244H130ZM142 245V244H141ZM184 245L187 247V249H185L186 247H184ZM10 246V245H9ZM18 246V245H17ZM132 246H133V244H132ZM137 246V247H136ZM135 247H136V250H135V253L136 254H139V255H137V257L138 256H142V255H144V247H139L138 246V244L136 245ZM150 246H153L152 244H150ZM155 246V245H154ZM222 246V247H221ZM24 247V246H23ZM11 248V247H10ZM13 248L14 249H16V247L15 246H13ZM133 248V247H132ZM131 248V249H132ZM188 248H190V249H188ZM206 248V249H205ZM24 249V248H23ZM153 250H151L150 252H153V258L156 260V262H162V260H160V258L158 257V255L160 254L161 256H163V254H162V252L163 253H165V250H162V246L160 245V243H158V244H156V246L155 247H153L152 248ZM170 249V248H169ZM168 249V250H169ZM254 249V248H253ZM13 250V249H12ZM27 250V249H26ZM147 250V249H146ZM168 250L166 251V252H168ZM242 250H245V251H243L242 252ZM225 251V252H224ZM132 252V251H131ZM149 251L147 250V253H148ZM170 252H172V253H170ZM260 252H262V251H260ZM133 253V252H132ZM131 253V254H132ZM224 253H225V255L226 256H224ZM22 254V253H21ZM150 254H152V253H150ZM256 254V255H255ZM24 256H25V254H23ZM147 255V254H146ZM227 255L229 256V257H227ZM27 256V255H26ZM32 256V255H31ZM133 256H134V253H133ZM132 256V257H133ZM148 256V255H147ZM262 256V255H261ZM18 257V261L21 259H19V256H17ZM144 257V256H143ZM149 257H150V255H149ZM166 257V258H167ZM194 257V261L192 260V258ZM135 258V257H134ZM140 258V257H139ZM152 258V257H151ZM162 258V257H161ZM228 258H231V259H229L228 260ZM30 259V258H29ZM213 259H215L216 260V262L213 260ZM167 260V259H166ZM23 261V258H22V260H21V262ZM141 261V260H140ZM23 263V262H22ZM167 263H168V261H167ZM264 263V262H263ZM11 264V263H10ZM13 264H16V263H13ZM141 264V263H140ZM157 264H162V263H157ZM169 264V263H168Z\"/></svg>",
  "mask_w": 264,
  "mask_h": 264
},
{
  "label": "snow or ice",
  "instance_id": "3",
  "mask_svg": "<svg viewBox=\"0 0 264 264\" xmlns=\"http://www.w3.org/2000/svg\"><path fill=\"white\" fill-rule=\"evenodd\" d=\"M181 3H182V0H181ZM212 35H215V30H213ZM202 39H203V37H202Z\"/></svg>",
  "mask_w": 264,
  "mask_h": 264
}]
</instances>
